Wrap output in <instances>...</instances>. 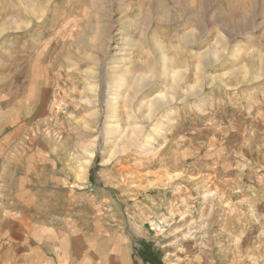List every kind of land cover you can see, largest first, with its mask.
<instances>
[{"label": "rangeland", "instance_id": "rangeland-1", "mask_svg": "<svg viewBox=\"0 0 264 264\" xmlns=\"http://www.w3.org/2000/svg\"><path fill=\"white\" fill-rule=\"evenodd\" d=\"M191 1L0 0V264H264V0Z\"/></svg>", "mask_w": 264, "mask_h": 264}, {"label": "bare ground", "instance_id": "bare-ground-1", "mask_svg": "<svg viewBox=\"0 0 264 264\" xmlns=\"http://www.w3.org/2000/svg\"><path fill=\"white\" fill-rule=\"evenodd\" d=\"M176 1V0H175ZM248 2V6H249V9L251 8V4H253V0H246ZM142 2V1H141ZM206 2V1H205ZM205 2H203L201 4V8L205 7ZM220 5L221 7L223 8L224 12H225V19H227L229 22L232 21V12H233V9L227 5L226 6V3H225V0H220ZM145 3V1H144ZM192 6H196L200 3V0H194V1H191L190 2ZM213 3L216 5V0H208V3L206 4L207 6L208 5H213ZM243 3V2H242ZM137 3H135L134 5H136ZM151 5V4H150ZM34 6V5H33ZM32 6V7H33ZM174 6H175V10H177V12H175L177 14V16L180 18L181 15L183 13L182 12V7L180 6V4H176L174 3ZM203 6V7H202ZM35 7V6H34ZM135 7V6H134ZM199 7V6H198ZM212 7V6H211ZM150 8V7H149ZM239 8V7H238ZM148 9V8H147ZM151 10V9H150ZM184 11V10H183ZM151 12V11H150ZM200 13V12H199ZM155 14V13H154ZM152 15V14H151ZM148 16V15H147ZM183 16V15H182ZM204 11H202V13L200 15H197L196 18H195V21H191L189 24L191 25V28L194 27V28H198L200 29L201 31L199 32L198 34V37L201 38L202 34H209L211 32H213V29H215L217 31V29L215 28V19H213V16H211L208 20H209V24H211V27H207L206 24H207V20H205L204 18ZM187 18V17H186ZM149 20V19H148ZM234 21V20H233ZM206 23V24H205ZM186 25V23H185ZM183 31V30H182ZM196 34V33H195ZM186 35V34H185ZM187 36V35H186ZM188 38V37H187ZM186 39V38H185ZM212 45V44H211ZM211 49V47H210ZM213 49V48H212ZM207 54V53H206ZM176 76V75H175ZM177 77V76H176Z\"/></svg>", "mask_w": 264, "mask_h": 264}]
</instances>
